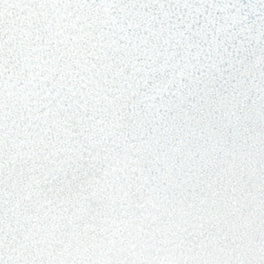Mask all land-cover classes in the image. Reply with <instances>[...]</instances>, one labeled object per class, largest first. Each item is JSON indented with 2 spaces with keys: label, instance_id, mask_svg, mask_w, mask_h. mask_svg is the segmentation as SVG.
<instances>
[{
  "label": "snow or ice",
  "instance_id": "6c2138e0",
  "mask_svg": "<svg viewBox=\"0 0 264 264\" xmlns=\"http://www.w3.org/2000/svg\"><path fill=\"white\" fill-rule=\"evenodd\" d=\"M0 264H264V0H0Z\"/></svg>",
  "mask_w": 264,
  "mask_h": 264
}]
</instances>
